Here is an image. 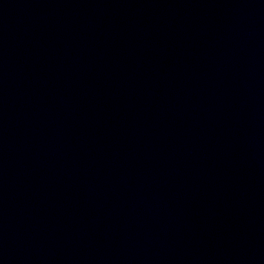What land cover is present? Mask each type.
<instances>
[{
	"label": "water",
	"instance_id": "obj_1",
	"mask_svg": "<svg viewBox=\"0 0 264 264\" xmlns=\"http://www.w3.org/2000/svg\"><path fill=\"white\" fill-rule=\"evenodd\" d=\"M0 264H264V0H0Z\"/></svg>",
	"mask_w": 264,
	"mask_h": 264
}]
</instances>
